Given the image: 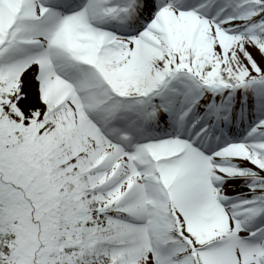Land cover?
<instances>
[{"label":"snow or ice","instance_id":"snow-or-ice-1","mask_svg":"<svg viewBox=\"0 0 264 264\" xmlns=\"http://www.w3.org/2000/svg\"><path fill=\"white\" fill-rule=\"evenodd\" d=\"M0 264H264V0H0Z\"/></svg>","mask_w":264,"mask_h":264}]
</instances>
